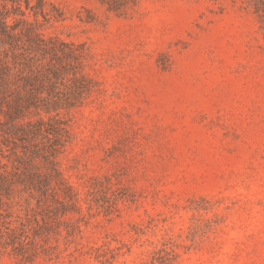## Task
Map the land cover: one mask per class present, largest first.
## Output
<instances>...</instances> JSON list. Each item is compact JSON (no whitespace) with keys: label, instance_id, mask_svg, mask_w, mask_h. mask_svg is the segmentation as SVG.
<instances>
[{"label":"rangeland","instance_id":"1","mask_svg":"<svg viewBox=\"0 0 264 264\" xmlns=\"http://www.w3.org/2000/svg\"><path fill=\"white\" fill-rule=\"evenodd\" d=\"M263 4L0 0L54 50L46 63L88 78L73 108L20 130L18 86L0 94V264H161L170 248L169 264H264ZM28 122L38 143L61 130L35 170L74 189L66 214L29 189L18 156L33 143L2 132Z\"/></svg>","mask_w":264,"mask_h":264},{"label":"trees","instance_id":"2","mask_svg":"<svg viewBox=\"0 0 264 264\" xmlns=\"http://www.w3.org/2000/svg\"><path fill=\"white\" fill-rule=\"evenodd\" d=\"M14 9L16 14L19 13L25 16L20 4L14 6ZM27 9H30L29 3ZM9 16L10 12L7 5L0 6V47H2V51H0V94L6 95L9 93L10 86L13 83L18 86V95L14 100L15 115L10 114L9 117L12 126L20 130L23 125H17L15 121L27 117L28 113L36 115H40L41 111L46 113L48 120L40 119L37 123L44 125L56 120V117L60 115V110L73 108L75 105L73 100H81L84 93L88 91L84 90L79 82L88 80V78L84 75L80 78L77 76L68 78L62 74L60 68L54 63H46V56L54 50L47 48V42L44 40L43 35L38 33L32 23L26 19L17 20L18 23L14 26L8 25L6 19ZM20 25H23V27L19 32H16ZM23 37H26L27 41H24ZM46 84L52 88V91L44 96ZM60 86L66 87L67 91L65 93L59 91ZM53 113L56 115L50 116ZM26 124L30 130L28 133L24 132L22 136H18L20 134L12 131L2 130V132L6 135L17 136L20 140H30L35 147L29 152H24L22 156H18V160L30 172L27 176L29 189L40 193L42 196H47L49 191H52L53 200L62 204V209L56 210L60 214H66L69 211L68 204L73 207L71 210L76 209L79 200L74 189L67 185L61 186L60 173L54 166L51 167L50 172L44 179L35 170L36 159L44 150L40 148V145L47 142L52 148V144L60 141L57 136L61 130L51 132L48 130V134L53 135V137L48 135L46 136V142L38 143L35 137L36 134L32 130L35 124L32 122ZM54 151H57V149L52 148V150H49L51 156L55 155ZM50 163L53 164V162ZM7 174V172L0 173V187L8 182ZM158 253L164 254L165 260L161 264H169L176 256V252L172 248L160 250Z\"/></svg>","mask_w":264,"mask_h":264}]
</instances>
